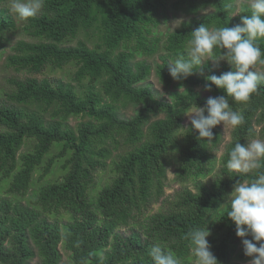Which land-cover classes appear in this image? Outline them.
<instances>
[{"label": "trees", "instance_id": "1", "mask_svg": "<svg viewBox=\"0 0 264 264\" xmlns=\"http://www.w3.org/2000/svg\"><path fill=\"white\" fill-rule=\"evenodd\" d=\"M234 2L45 0L39 14L27 20L24 30L32 40H18L6 57L20 75L9 78L11 89L0 100V171L10 179L8 193L28 194L31 202L0 197V264H153L149 251L157 242L169 246L180 264H192L183 236L192 227L207 226L215 228L208 240L219 264L230 261L240 237L227 209L217 208L226 204L236 182L254 179L259 170L231 172L225 164L235 143L247 144L257 135L256 124L264 136V82L246 102L228 98L244 122L232 129L222 167L208 183L200 177L216 165L223 131L217 125L213 138L197 139L198 131L190 129V122L185 125L186 113L195 104L203 107L210 96L226 97L215 85L205 95L206 77L233 69L226 60L214 65L208 60L203 74L177 81L167 64L188 58L187 41L201 24L235 27L251 14L248 3L238 10ZM169 3L189 18L168 33L155 65L146 58L135 60L159 52L161 38L154 28ZM15 24L9 8L0 7V40L9 38L5 32ZM91 27L99 31L94 47L83 40L72 43ZM256 43L264 51V38ZM223 51L214 49L213 58L220 59ZM69 64L77 67L76 86L44 75ZM153 67L162 83L184 89L173 91L170 99L157 97L147 82ZM120 103L136 105V113L121 115ZM27 142L33 149L20 153ZM121 144L128 148L120 151ZM54 147L59 149L55 157H65V173L30 192L34 171ZM172 154L177 178L193 179L194 188L183 186L174 199L164 201L166 210L151 213L153 200L165 193ZM110 164L114 176L97 188V171ZM241 256L247 257L244 251Z\"/></svg>", "mask_w": 264, "mask_h": 264}, {"label": "clouds", "instance_id": "2", "mask_svg": "<svg viewBox=\"0 0 264 264\" xmlns=\"http://www.w3.org/2000/svg\"><path fill=\"white\" fill-rule=\"evenodd\" d=\"M45 0H9L8 7L15 19L27 21L36 17L44 7ZM250 15L241 17L235 27H207L201 24L191 32L187 41V55L169 61L167 68L174 80L187 79L197 71L202 72L205 59L219 62L226 60L233 70L219 76L206 77L204 88L212 91V85L222 89L227 96L209 97L203 107H190L191 130L198 131L197 139L213 138L212 129L223 123L235 128L244 122V116L234 111L229 97L235 102H246L261 82L264 73L255 65L264 64V51L256 41L264 38V0H248ZM223 49L219 60L214 59V49ZM198 68V70H197ZM207 113V115H206ZM225 167L231 172L255 173L251 180L238 181L227 195V203L217 209H227L226 217L234 222L236 235L242 239L244 254L249 264H264V139L253 138L247 144L235 143L228 152ZM223 220V219H222ZM216 221V220H215ZM221 221V220H220ZM209 227H192L183 236L188 241L192 264H219L211 251ZM251 236V239L247 237ZM153 264H180L176 253L167 245L154 243L149 251Z\"/></svg>", "mask_w": 264, "mask_h": 264}, {"label": "rangeland", "instance_id": "3", "mask_svg": "<svg viewBox=\"0 0 264 264\" xmlns=\"http://www.w3.org/2000/svg\"><path fill=\"white\" fill-rule=\"evenodd\" d=\"M170 3L172 0H169ZM246 2L248 3V0H235V4L238 7V10L240 9V5ZM9 0L6 1L3 4H0V7L5 6L8 7ZM169 3V6L167 7V10L164 13H160L159 19L160 23L157 27L154 28L155 34L158 35L161 38V48L157 54H154L152 56H146V55H137L135 60H141L143 58L148 59V61L155 65L156 61L158 60V54H161L164 44L166 43V37L170 31H173L175 28H178L181 23L184 20H187L189 18V15H186L185 13L181 11L174 10ZM212 8H207L205 10L201 11L202 13L210 12ZM237 10V11H238ZM11 14V12H10ZM12 15V14H11ZM13 16V15H12ZM16 27L12 30H7L5 32V35L9 37L8 39H2L0 40V100L6 99V96L4 94L5 91L11 89V85L9 84V78L14 76H19L20 73L16 71L13 67H10L6 63V57L7 55L12 52V46L21 39L26 40H32V37H30L26 31L24 30V25L27 21H20L14 18ZM91 31V32H90ZM90 31H86L85 29L81 30L78 36L72 41L73 44L77 43L80 40H83L87 42L90 46L94 47L97 42L99 41V31L95 27H91ZM135 43V42H132ZM215 59V58H214ZM219 60V59H216ZM207 59H205V62ZM212 65L214 63L212 60H210ZM222 61V60H221ZM255 70L264 73V64H257L254 66ZM77 70V67L73 64H69L65 66L63 69H57L53 72H47L44 74L45 76H48L52 79H61L63 81H71L73 85H78V82L74 79V73ZM147 82H149L152 85V88L154 89L156 96L159 98H166L170 99L171 94L175 90H183V86H176L175 83L171 85H166L160 81L158 76L155 73V68L153 67L152 74L147 79ZM99 88V87H98ZM205 95H210L208 91H203ZM120 113L123 116L130 117L136 113L137 106L131 103H120ZM47 118H51L50 115H46ZM162 116V115H160ZM76 120L73 118H70L69 122L74 123ZM190 122V118L187 115L185 119V125H188ZM223 131V143L220 146V149L216 151V165L214 166L213 170L208 173L205 176L200 177V179L210 183L213 178L217 175L219 172V169L222 167L220 163V157L222 153L225 150L226 145L230 142L232 137V129L233 127L229 126L227 128L224 127L223 123L219 124ZM257 129V135L254 138H261L264 139V136L261 135L260 129L261 126L256 124ZM253 139V138H252ZM124 144H121L120 151L123 149H127ZM33 149V142H27L20 153L22 152H28ZM59 151L57 147H54L51 152L46 156L44 162L42 165H40L33 174L32 184L30 188V192L37 190L42 185H45L48 182L56 181L60 178H62L63 174L65 173V169L62 167V164L64 163V158L55 157L56 153ZM114 153H119V151H115ZM53 159V160H52ZM170 162L168 164V180L165 186V193L159 198L154 199L151 205L149 206V209L147 211L154 213L160 210H166L168 208V204L164 203L166 200H172L175 198V195L179 189H181L183 186H189L190 188H194V180L188 179L186 181H181L177 178L176 174V159L175 155L172 154V157L169 159ZM52 162V163H51ZM51 163V164H50ZM49 167V170L47 171L46 168ZM112 165L110 164L105 169H100L96 173V183L97 188L100 186L106 184L107 182L111 181V178L114 176V171L111 170ZM3 174L0 171V197L7 196V197H14L16 199H21L23 203H29L31 200L29 199V195L27 196H20V195H13L8 193V186L10 179H3ZM227 203V201H226ZM30 204V203H29ZM122 230H126L125 228H122ZM211 232L215 231V228L210 229ZM248 239H251V236L247 237ZM63 248V245H60V248ZM243 244L242 239L237 242L235 245L234 251L232 253L231 259L226 264H235V263H241V264H249L251 258L243 257L241 256V253L243 252ZM36 261V260H35ZM63 263H67L69 261V257L64 252L63 254Z\"/></svg>", "mask_w": 264, "mask_h": 264}]
</instances>
